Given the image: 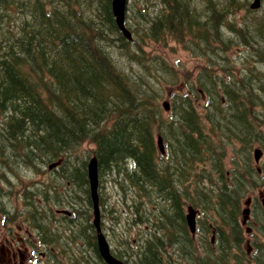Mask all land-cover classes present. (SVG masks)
Masks as SVG:
<instances>
[{
	"label": "trees",
	"instance_id": "1",
	"mask_svg": "<svg viewBox=\"0 0 264 264\" xmlns=\"http://www.w3.org/2000/svg\"><path fill=\"white\" fill-rule=\"evenodd\" d=\"M135 1L138 9L126 15L129 41L115 25L110 0H0V152H14V167L36 172H49L45 166L61 159L52 170L66 183L52 190L73 207L68 228L77 231L88 253V246L96 250L86 165L95 156L102 216L120 225L114 232L128 236L130 250L114 251L124 264H235V251L242 263L240 199L256 181L247 166L242 180L228 184L222 160L235 132L248 135L244 119L256 129L263 123L254 125L249 112L234 114L252 103L249 79L239 76L242 65L229 67L218 54L239 39L249 47L243 60L264 65V20L247 10L243 25L227 20L244 8L239 0ZM194 2L206 7V23ZM221 25L236 37L224 38ZM167 38L187 51H193L188 38L207 46L205 52L197 49L204 53L196 77L209 100L206 126L190 102L200 99L198 89H175L167 114L160 106L163 87L177 86L181 73L160 55L145 54L142 45ZM244 67L250 76L258 69ZM235 76L247 93L231 88ZM256 79L264 100V78ZM155 132L165 141L164 155ZM255 134L260 141L261 132ZM241 140L243 146L254 141ZM83 149L86 155L79 153ZM204 182L212 184L203 187ZM186 204L199 212L201 238L187 231ZM211 231L214 242L207 237Z\"/></svg>",
	"mask_w": 264,
	"mask_h": 264
},
{
	"label": "rangeland",
	"instance_id": "2",
	"mask_svg": "<svg viewBox=\"0 0 264 264\" xmlns=\"http://www.w3.org/2000/svg\"><path fill=\"white\" fill-rule=\"evenodd\" d=\"M150 1L153 2L154 0H150ZM253 1L254 0H239V2H242L244 4V8L240 3V5L242 6V11L240 9H237V12L233 15L236 18H233L231 16V17H227V20H229L232 23L236 22L237 24L243 25L244 21H247V20H241L240 17L245 10H247L251 14L250 16H252V18L256 20H261V19L264 20V0H259L260 6L257 9L250 8V4ZM127 4H128L127 16L128 15L132 16V11L138 9L136 6V1L128 0ZM199 4L200 3L194 2L192 8L195 9L196 14L202 18L204 23H206L209 19L208 17L209 13L208 11L205 12V9H206L205 6L200 7ZM220 31L222 35L224 36V38L230 39V38L236 37L234 33H231L230 31H228L227 26H221ZM233 41H234L233 44L228 49L226 54H223V53L218 54L219 60L222 63L223 62L222 56L223 57L226 56L230 64L229 67L235 66L236 68L242 65V69L240 70L239 76L243 77L246 74L247 78L249 79V81H247L246 83L249 84L250 95H254L255 97H260L259 95L262 93V91H259L257 89L258 81L256 78L261 75L264 78V65L258 66L257 65L258 63L256 62L252 65V64H249L248 61L243 60L249 51V47L246 44H242L241 41H239V39L237 40L233 39ZM188 42L191 44L193 48L192 50L194 52L193 51L192 52L196 53L195 55H191V53L186 51L182 47L181 44L174 43L170 38L166 39V43L164 42V40H156L154 42L145 41L144 45H142V49L145 54L149 56L155 55V54L160 55L161 57L165 59V61L170 66H174L177 72L183 74V75H179L180 81L178 82L177 86H173L172 88L163 87L164 96L160 100V104L162 102H168L170 95L175 91V89H180L183 87L186 88L185 86L186 82L189 81V84H191L190 82L191 80L195 81V74L197 72L196 68L198 69L199 67L202 66L201 56H203V53L207 49V46L201 45L199 47V45L195 44V41H193L191 38H188ZM197 49H203L204 52L201 53ZM245 64H247L248 66H252L253 68L257 66L258 69L256 68L252 69L251 70L252 75L250 76L247 73V69H245L244 67ZM235 78L236 76L229 79V81L236 84ZM234 84L231 85V88L236 89L237 85H234ZM185 88H183L182 90H184ZM192 88L194 89L197 88V87L195 88L194 83H193ZM240 89L242 90V92L247 91V90H244V87H240ZM254 111H255L254 114L256 116L262 117L264 121V106L261 108L255 107ZM260 130L264 136V127H261ZM157 136L159 135L157 133H154L155 141H156ZM261 140L264 141V137H262ZM263 145H264V142L259 144V148H261V150H264ZM86 147L88 149L91 148V146L89 145H86ZM164 147H165V144L162 141V150L164 149ZM83 150L85 151L86 149H83ZM86 152L87 151L79 152V153H81L82 155H86ZM9 154L11 155L10 152ZM249 164L250 166H252V163L248 161V165ZM262 166L264 167V160L262 162ZM45 168H47V166H45ZM251 169L253 170V168ZM4 173H8L10 177L13 179V181L10 183L11 194L0 193V209H5L7 213H11L15 215L16 217L14 221L15 223H12V226H16V225L19 226V224L22 225L21 230L15 231L16 232L15 240H17V243L19 239H22V240L26 239L25 229L29 230L32 235V236L30 235L31 244L33 243L35 244V241H36L35 231H31L30 229H28L26 223L23 221L27 219L32 213L29 202L34 203L33 206L38 205V207L43 206V208H45L47 215H44L43 213H41L42 216L45 218V220L38 221V224L47 229V235L49 237L59 236L58 241H53L55 245H46L45 248L38 247V250L35 251L34 253L31 251L32 248H30L29 254L28 252H25V257H28V255H32L35 264H37L36 263L37 260L38 262H40V264H45L44 261L42 263V259L43 260L45 259L44 257L47 252L50 255V257L53 254V258L51 259V262H50L51 264H77V259L80 258V250H79L80 244H83V245L85 244L79 234H74L77 232L76 230L67 228L69 229V231H67L66 234L62 232V230L65 229V225L63 224V222L65 221L66 217L63 216L64 213L60 212L62 210H67V209L72 210L73 207L70 206L67 203V201H65L59 195H55L52 190V187L60 188L63 183H66L65 179H60V176L58 175L57 170L56 171L51 170V172L50 171L45 172V171H42V169L40 168V170L36 172L34 171L32 167H27L22 164L15 165V167L12 168V165H4L0 162V174L3 175ZM0 190L2 192H7L8 187L6 185H3L1 186ZM262 190L263 189H261V191ZM33 192H34V195L29 196L30 197V199H28L29 202L26 201L23 196L25 194H31ZM107 196L110 197L108 193H107ZM187 207H188V204L185 205L186 210H187ZM244 207L245 206L242 205V208ZM38 217H41V215H39ZM198 218L199 216L197 214V224H198ZM207 218L210 221L209 215ZM101 221H102L103 232L105 233L107 237L106 239H108L111 249L117 252H123L127 250L129 251L130 248L126 245V243H124V241L126 240L128 236L119 230H115L114 232V229H111L113 227L117 229L119 228L120 225H115L114 219H111V217L109 216L108 217L102 216ZM250 222L251 220L243 228L244 229H246V227L250 228L252 233H257L255 232L256 230L253 231ZM60 224L62 225L59 226L60 227L59 229L51 228L53 226H58ZM120 229L122 231H126L127 227L123 225L121 226ZM199 233L201 232H198L196 236ZM245 236L247 240H250V241L252 240L251 234L248 235L246 233ZM132 238L133 237L130 236V239ZM87 239L89 238L87 237L85 241H87ZM257 240L261 242L260 244H264V239L257 237ZM1 244L4 245L3 236H0V248H1ZM27 244L29 243L27 242ZM33 247L36 248L35 246ZM246 248L248 252L254 251V248H252L251 250L248 245ZM40 251L44 253V255L40 256L39 254ZM248 255L250 254H246V256L244 257V262H248L250 260L251 256H248ZM96 261H98L97 256L88 263L96 264Z\"/></svg>",
	"mask_w": 264,
	"mask_h": 264
},
{
	"label": "flooded vegetation",
	"instance_id": "3",
	"mask_svg": "<svg viewBox=\"0 0 264 264\" xmlns=\"http://www.w3.org/2000/svg\"><path fill=\"white\" fill-rule=\"evenodd\" d=\"M245 77H247L246 74ZM234 85H237L235 91L238 94L241 93V89H239L240 87L237 81L236 84ZM247 200L249 201L250 206L252 204L251 213H249V220H250V218L253 217L252 210H253V202L255 201V199L253 200L252 198H250ZM261 206L264 209V206L263 205ZM258 208H260L259 203H258ZM0 212H2L0 213V236H3V242H4V245H2L3 244L2 243L0 248V264H30V263L35 264L32 255H28V257H25V252H28L29 254L30 248H32L31 251L33 253L38 250L37 248H34L33 246L35 245L31 244L30 242V235H31L30 231L25 229L26 239L25 240L19 239L17 243V240H15V236H16L15 231L21 230L22 226L20 224L19 226L18 225L12 226V223H15L14 222L15 215L11 213H7L5 209H0ZM27 242L30 245L27 244ZM39 254L40 256L44 255V253H42L41 251L39 252ZM36 263L38 264V260Z\"/></svg>",
	"mask_w": 264,
	"mask_h": 264
},
{
	"label": "water",
	"instance_id": "4",
	"mask_svg": "<svg viewBox=\"0 0 264 264\" xmlns=\"http://www.w3.org/2000/svg\"><path fill=\"white\" fill-rule=\"evenodd\" d=\"M257 2V0H255ZM125 3L126 0H111L110 7L111 13L114 18V22L116 27L121 31V33L127 38L130 39V33L126 29L124 25V18H125ZM256 5L253 4L252 6ZM158 146L161 149L160 138H158ZM87 177L89 181V189H90V198L93 203V213L94 219L93 224L96 229V241L97 247L100 255L108 264H122L121 261L113 258L108 249V244L105 241L104 236L100 232L99 228V217H98V197H97V167H96V159L92 157L87 165ZM187 222L190 229H193V216L191 213L187 215Z\"/></svg>",
	"mask_w": 264,
	"mask_h": 264
},
{
	"label": "bare ground",
	"instance_id": "5",
	"mask_svg": "<svg viewBox=\"0 0 264 264\" xmlns=\"http://www.w3.org/2000/svg\"><path fill=\"white\" fill-rule=\"evenodd\" d=\"M256 3V5L254 6V7H252L251 8V5H253V4H255ZM260 5H259V0H257V2H255V0L250 4V8L251 9H257L258 7H259ZM215 18V17H214ZM206 19V18H205ZM222 26V25H221ZM226 30V29H225ZM131 32V31H130ZM249 89V88H248ZM12 156V155H11Z\"/></svg>",
	"mask_w": 264,
	"mask_h": 264
}]
</instances>
